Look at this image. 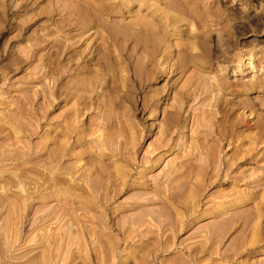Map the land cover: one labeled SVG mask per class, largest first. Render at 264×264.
<instances>
[{
    "label": "rangeland",
    "instance_id": "1",
    "mask_svg": "<svg viewBox=\"0 0 264 264\" xmlns=\"http://www.w3.org/2000/svg\"><path fill=\"white\" fill-rule=\"evenodd\" d=\"M0 264H264V0H0Z\"/></svg>",
    "mask_w": 264,
    "mask_h": 264
},
{
    "label": "bare ground",
    "instance_id": "2",
    "mask_svg": "<svg viewBox=\"0 0 264 264\" xmlns=\"http://www.w3.org/2000/svg\"><path fill=\"white\" fill-rule=\"evenodd\" d=\"M145 158V157H144Z\"/></svg>",
    "mask_w": 264,
    "mask_h": 264
}]
</instances>
